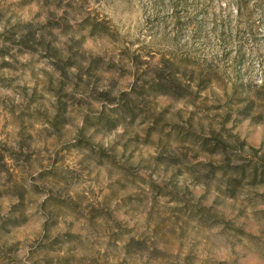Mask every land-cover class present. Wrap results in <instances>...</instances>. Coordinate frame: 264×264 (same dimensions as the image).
<instances>
[{
    "label": "rangeland",
    "instance_id": "374dc122",
    "mask_svg": "<svg viewBox=\"0 0 264 264\" xmlns=\"http://www.w3.org/2000/svg\"><path fill=\"white\" fill-rule=\"evenodd\" d=\"M259 1L0 0V264H264Z\"/></svg>",
    "mask_w": 264,
    "mask_h": 264
},
{
    "label": "trees",
    "instance_id": "16d2710c",
    "mask_svg": "<svg viewBox=\"0 0 264 264\" xmlns=\"http://www.w3.org/2000/svg\"><path fill=\"white\" fill-rule=\"evenodd\" d=\"M237 4H238V8L243 11L246 9L247 7V3L246 0H236ZM264 5V0H260L258 3V6H263Z\"/></svg>",
    "mask_w": 264,
    "mask_h": 264
},
{
    "label": "clouds",
    "instance_id": "9594fccd",
    "mask_svg": "<svg viewBox=\"0 0 264 264\" xmlns=\"http://www.w3.org/2000/svg\"><path fill=\"white\" fill-rule=\"evenodd\" d=\"M213 87H215V85H213ZM216 91H217V92H220V90H219L218 88L216 89Z\"/></svg>",
    "mask_w": 264,
    "mask_h": 264
}]
</instances>
